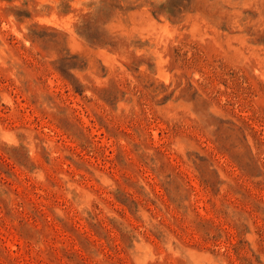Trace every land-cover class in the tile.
<instances>
[{
    "label": "rangeland",
    "instance_id": "1",
    "mask_svg": "<svg viewBox=\"0 0 264 264\" xmlns=\"http://www.w3.org/2000/svg\"><path fill=\"white\" fill-rule=\"evenodd\" d=\"M0 264H264V0H0Z\"/></svg>",
    "mask_w": 264,
    "mask_h": 264
}]
</instances>
